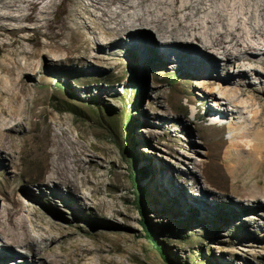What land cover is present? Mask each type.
<instances>
[{
  "label": "rangeland",
  "instance_id": "374dc122",
  "mask_svg": "<svg viewBox=\"0 0 264 264\" xmlns=\"http://www.w3.org/2000/svg\"><path fill=\"white\" fill-rule=\"evenodd\" d=\"M76 6V0H56L48 27L5 33L14 40L8 47L0 36V129L21 122L12 131L16 158L0 152V264H49L3 257L7 251L25 256L6 237L13 222L33 218L35 210L58 223L51 234L68 249L63 264H167L143 235L129 164L97 123L91 101L132 111L135 167L144 169L137 185L169 257L184 264L193 258L264 264L263 51L256 54L261 62L245 63L243 74L201 42L180 41L176 51L200 54L205 64L187 67L181 56L166 62L154 57L140 67L137 42L154 48L153 30L138 27L126 39L103 43L76 19ZM24 34L36 39L21 43ZM249 76L255 91L240 98L237 85ZM223 94L242 115L232 106L211 117ZM70 95L76 114L67 110ZM57 156L68 177L76 178L75 190L36 177L43 162L49 169ZM75 158L83 169L76 175ZM24 231L38 238L30 222Z\"/></svg>",
  "mask_w": 264,
  "mask_h": 264
},
{
  "label": "bare ground",
  "instance_id": "6f19581e",
  "mask_svg": "<svg viewBox=\"0 0 264 264\" xmlns=\"http://www.w3.org/2000/svg\"><path fill=\"white\" fill-rule=\"evenodd\" d=\"M76 2L74 16L82 21L81 24L85 29L103 43L107 40L126 39L132 36L138 27H147L157 34L154 48L146 49L137 42L138 56L135 63L137 62L140 67L145 66L154 57L160 62H166L175 61L181 56L187 67L198 63L205 64L200 54L197 56L176 51L175 45L180 41L201 42L204 50H210L213 54L221 56L225 65H237L238 71L243 74L247 72L245 63L261 62L256 54L261 51L264 53V0H76ZM37 5H42L41 9L36 10L37 12L32 11ZM55 5L56 0H0V36L6 39L3 41V46L8 47L14 42L12 38L6 37L7 32L13 34L37 32L42 26L48 27L49 14ZM26 22H32L33 25ZM43 22L46 24L43 25ZM19 37L21 43L36 39L33 35L25 34ZM23 49L25 54L33 53V50L28 51L24 47ZM257 76L259 73L256 74ZM250 77L252 76L246 78L245 84L237 85L240 98L247 97L255 91L250 85ZM232 106L242 115V109H238L236 102L223 94L220 104L212 107L210 115L218 117L220 110L229 111ZM20 123L16 121L12 126L3 129L1 125L0 129V152H5L11 160L16 158L12 131L15 130V126H20ZM79 155H84V149L79 151ZM45 158L43 155V160ZM60 162L62 159L57 156L53 159L52 167L48 169L44 161L43 170L36 177L75 190L78 187L76 178L68 177L66 165L63 167ZM74 165L76 166L74 175L76 171L83 172L82 159L75 158ZM84 183H89V180L84 178ZM31 215L33 218L28 216L29 218H21L13 222L12 231L8 233L10 236L6 237V243L10 241L24 249L25 256L18 252L7 251L3 257H12V261L15 262L21 257L23 262L43 261L49 264H63L64 259L70 254L64 247V240H59L57 236L51 234L57 229L58 223L52 219L44 220L45 215L37 210L32 211ZM26 221L32 224L38 238H33L24 231ZM0 241L4 240L0 237ZM41 243H46L44 248H41ZM6 264L12 262L7 261Z\"/></svg>",
  "mask_w": 264,
  "mask_h": 264
},
{
  "label": "trees",
  "instance_id": "16d2710c",
  "mask_svg": "<svg viewBox=\"0 0 264 264\" xmlns=\"http://www.w3.org/2000/svg\"><path fill=\"white\" fill-rule=\"evenodd\" d=\"M131 82L130 86L133 91V99L131 100L133 104V100L135 99V103L133 104L134 107L137 106L138 101L136 98L137 95V86L135 85L136 79L132 78L129 80ZM58 87L65 86V83H61L57 80ZM126 89V86H125ZM70 102L67 103V110L76 114L78 111L76 110V101L73 95L69 96ZM93 104L91 107V113L94 114V117L99 124V126L105 131L110 132L111 136L114 137L115 143L120 150L122 158L128 162L130 167V177L133 182L134 187V194L135 202L138 208V211L141 214V226L143 229V235L150 243L151 247L158 253V255L162 258V260L167 264H184L181 262H177L169 257V253L164 246L163 242L159 239V234L156 232L155 227L147 220L146 218V209L144 206V197L145 192L142 188H140L137 183V174L139 175L138 178L144 173V169L137 170L135 167V163L137 162V155L133 150V146L135 145L133 142V137L130 135L134 128L136 127V123L133 122L134 119L132 117V111L126 109L115 110L111 109L108 110L105 107H102L98 102H92ZM126 110V111H125ZM178 237V236H177ZM180 238V236L178 237ZM181 239V238H180ZM183 240V238H182ZM196 255H201V251L198 250ZM203 256V254H202ZM193 264H203L197 261L196 258L192 259Z\"/></svg>",
  "mask_w": 264,
  "mask_h": 264
}]
</instances>
